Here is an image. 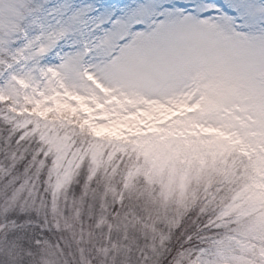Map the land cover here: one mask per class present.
I'll return each instance as SVG.
<instances>
[{
	"label": "snow or ice",
	"instance_id": "6c2138e0",
	"mask_svg": "<svg viewBox=\"0 0 264 264\" xmlns=\"http://www.w3.org/2000/svg\"><path fill=\"white\" fill-rule=\"evenodd\" d=\"M0 264H264V0H0Z\"/></svg>",
	"mask_w": 264,
	"mask_h": 264
}]
</instances>
